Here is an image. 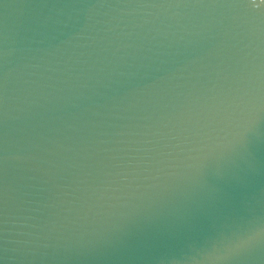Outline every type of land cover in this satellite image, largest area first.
I'll use <instances>...</instances> for the list:
<instances>
[{
    "label": "snow or ice",
    "instance_id": "obj_1",
    "mask_svg": "<svg viewBox=\"0 0 264 264\" xmlns=\"http://www.w3.org/2000/svg\"><path fill=\"white\" fill-rule=\"evenodd\" d=\"M245 3H252V0H244ZM261 2H264V0H261ZM243 243V241L241 242Z\"/></svg>",
    "mask_w": 264,
    "mask_h": 264
}]
</instances>
